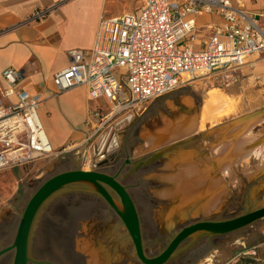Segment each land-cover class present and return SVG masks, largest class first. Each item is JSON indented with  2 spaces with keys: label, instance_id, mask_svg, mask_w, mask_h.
<instances>
[{
  "label": "rangeland",
  "instance_id": "obj_1",
  "mask_svg": "<svg viewBox=\"0 0 264 264\" xmlns=\"http://www.w3.org/2000/svg\"><path fill=\"white\" fill-rule=\"evenodd\" d=\"M138 6L136 0H107L106 8L108 16H118ZM212 89L230 103L229 113L213 120L214 107L205 116V128L198 130L201 108ZM55 101L64 104L61 97ZM92 102L102 113L109 109L102 99ZM38 116L46 131L40 109ZM102 116L85 124L80 140L31 164L0 171V250L12 243L21 214L38 188L66 171L116 178L135 206L148 258L159 255L185 226L229 220L264 207V161L248 155L249 150L239 154L230 147L245 138L251 141L246 137L249 125L252 135H264V66L243 69L227 84H192L109 121ZM183 120L190 124L189 133L157 140ZM226 166L229 171L223 172ZM186 168L196 172L193 179ZM261 246L264 219L227 235L187 240L166 264H233L239 252ZM28 255L52 264H140L114 212L79 187L42 207ZM13 256H2L0 264H12Z\"/></svg>",
  "mask_w": 264,
  "mask_h": 264
},
{
  "label": "built area",
  "instance_id": "obj_2",
  "mask_svg": "<svg viewBox=\"0 0 264 264\" xmlns=\"http://www.w3.org/2000/svg\"><path fill=\"white\" fill-rule=\"evenodd\" d=\"M135 13L101 19L89 51L68 52L70 63L52 79L57 93L84 87L89 100H103L93 120L139 110L178 89L227 84L246 68L264 64V10L246 12L239 0H139ZM40 17L39 14H36ZM203 26L197 43L196 19ZM116 72L122 75L116 76ZM6 104H0V171L51 155L38 110L43 101L19 87L21 71L6 69ZM246 256H256L251 250ZM245 257V256H243Z\"/></svg>",
  "mask_w": 264,
  "mask_h": 264
},
{
  "label": "crops",
  "instance_id": "obj_3",
  "mask_svg": "<svg viewBox=\"0 0 264 264\" xmlns=\"http://www.w3.org/2000/svg\"><path fill=\"white\" fill-rule=\"evenodd\" d=\"M239 1L246 12L264 10V0ZM106 5L107 0H0V104L8 103L3 95L8 84L2 72L21 71L23 80L19 87L43 101L39 109L45 134L56 151L80 140L97 108L84 87L58 94L52 79L69 65L68 52L93 48L101 19L117 17L108 16ZM138 8L122 14L135 13ZM216 21V16L196 19L198 44L208 37L202 27ZM57 97L64 104H56ZM251 250H256L255 257L245 255ZM263 254L262 246L244 249L235 256L233 264H264Z\"/></svg>",
  "mask_w": 264,
  "mask_h": 264
},
{
  "label": "water",
  "instance_id": "obj_4",
  "mask_svg": "<svg viewBox=\"0 0 264 264\" xmlns=\"http://www.w3.org/2000/svg\"><path fill=\"white\" fill-rule=\"evenodd\" d=\"M73 187H79L97 196L114 212L124 226L140 264H166L177 255L180 246L187 240L227 235L264 219V207H262L229 220L195 222L181 228L159 255L148 258L144 253L135 206L126 189L116 178L95 171H66L45 181L33 194L21 214L12 243L0 250V258L13 252L12 264H51L29 258L30 233L42 207L54 196Z\"/></svg>",
  "mask_w": 264,
  "mask_h": 264
},
{
  "label": "bare ground",
  "instance_id": "obj_5",
  "mask_svg": "<svg viewBox=\"0 0 264 264\" xmlns=\"http://www.w3.org/2000/svg\"><path fill=\"white\" fill-rule=\"evenodd\" d=\"M229 105L230 103L227 102L225 97L217 92L216 89H212L208 91L206 95V100L204 101V105L201 108L200 117L198 120V130L205 128L207 125V119L205 116L207 114L209 115V111L213 109L214 107L217 108V112L213 114V120H216L219 117H223L224 115H227L229 113ZM177 127V128H176ZM170 125L169 129H167L164 137H160L157 140H163V139H170L173 136L177 135H184L189 133L190 131V124L187 120H183L179 122L177 126ZM246 137H249L251 141H248L246 138L243 140V142L232 144L230 147L234 148L233 151L235 153L244 154L249 150L248 155H252L258 158H261L264 161V135H260L258 137H255L250 132L251 128L250 125L247 128ZM222 150L225 151V148H222ZM248 155L246 156V159H248ZM223 156V155H222ZM224 157V156H223ZM240 158L243 156H239ZM262 167V166H261ZM189 172H191L192 175L188 176V178H192L195 176L196 172H193L192 169L186 168ZM229 167L226 166L223 169V172H228ZM193 179V178H192Z\"/></svg>",
  "mask_w": 264,
  "mask_h": 264
},
{
  "label": "flooded vegetation",
  "instance_id": "obj_6",
  "mask_svg": "<svg viewBox=\"0 0 264 264\" xmlns=\"http://www.w3.org/2000/svg\"><path fill=\"white\" fill-rule=\"evenodd\" d=\"M30 258V257H29ZM37 262H40V261H37ZM46 263H48V262H46ZM52 264V263H51Z\"/></svg>",
  "mask_w": 264,
  "mask_h": 264
}]
</instances>
